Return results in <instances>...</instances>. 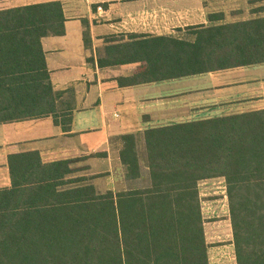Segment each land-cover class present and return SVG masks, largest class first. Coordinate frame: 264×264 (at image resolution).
<instances>
[{"label": "trees", "instance_id": "16d2710c", "mask_svg": "<svg viewBox=\"0 0 264 264\" xmlns=\"http://www.w3.org/2000/svg\"><path fill=\"white\" fill-rule=\"evenodd\" d=\"M214 22L225 15H211ZM61 2L0 10V124L54 118L70 131L71 91L54 90L42 40L65 34ZM111 37L100 68L139 64L121 87L264 65V17L181 35ZM87 46V32L85 33ZM119 190L88 157L8 159L0 264H209L200 185L224 179L237 264H264V109L116 137Z\"/></svg>", "mask_w": 264, "mask_h": 264}, {"label": "crops", "instance_id": "0c3cea01", "mask_svg": "<svg viewBox=\"0 0 264 264\" xmlns=\"http://www.w3.org/2000/svg\"><path fill=\"white\" fill-rule=\"evenodd\" d=\"M52 2L63 5L65 34L44 38L42 45L54 90L74 95L72 124L68 132L52 117L0 124V189L11 185L9 157L30 151L45 162L106 154L83 165L94 176L110 173L115 185L108 189H116L122 166L114 138L264 109V65L121 87L118 79L132 76L139 64H98L108 38L181 35L192 27L245 21H228L244 0H0V10ZM217 14L225 21L210 20ZM220 202L223 208L211 203L208 217L202 207L209 264H237L227 194Z\"/></svg>", "mask_w": 264, "mask_h": 264}, {"label": "rangeland", "instance_id": "374dc122", "mask_svg": "<svg viewBox=\"0 0 264 264\" xmlns=\"http://www.w3.org/2000/svg\"><path fill=\"white\" fill-rule=\"evenodd\" d=\"M234 19H230L228 21L232 20H250L255 18H261L264 17V0H244V3L242 6H239V9L234 11L233 13ZM252 110L254 108L249 109H236V111L233 112H240V111H247ZM115 173L120 174L119 172ZM90 173V172H89ZM91 175V173H90ZM112 177V176H111ZM110 176L107 178H102L97 182L98 187L101 190H106L108 188H113L115 185L113 183L111 184ZM119 187H116L115 190H119ZM200 193H201V199H202V207L205 213V217L209 216V213H212L213 206L212 202L216 203V206L218 208H223L222 206L226 203L220 202V197L223 194H227L226 192V182L224 179H213L209 181L202 182L200 185ZM211 204V205H210Z\"/></svg>", "mask_w": 264, "mask_h": 264}]
</instances>
